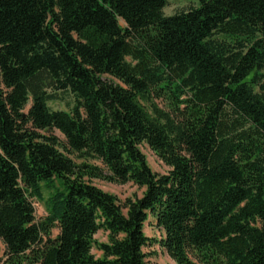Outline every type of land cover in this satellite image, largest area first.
I'll list each match as a JSON object with an SVG mask.
<instances>
[{
	"label": "trees",
	"instance_id": "1",
	"mask_svg": "<svg viewBox=\"0 0 264 264\" xmlns=\"http://www.w3.org/2000/svg\"><path fill=\"white\" fill-rule=\"evenodd\" d=\"M197 1L0 0L2 264H264V0Z\"/></svg>",
	"mask_w": 264,
	"mask_h": 264
},
{
	"label": "rangeland",
	"instance_id": "2",
	"mask_svg": "<svg viewBox=\"0 0 264 264\" xmlns=\"http://www.w3.org/2000/svg\"><path fill=\"white\" fill-rule=\"evenodd\" d=\"M198 6L197 0H167V6L163 10V14L166 17L173 16L177 13L187 11L191 8ZM119 24L123 27V23L120 21ZM157 106L166 110V105L162 101H155ZM73 105V99L69 95H61L60 100L51 101L48 103V107L53 111H64L68 112ZM54 134L63 139V137L58 133ZM142 154L145 156L146 162L152 172L163 175L168 172V168L153 154V152L145 145L140 147ZM92 184L96 186L101 191L113 195L119 202H123L127 198H140L143 193V189H139L137 186L128 183L125 185L112 184L101 180H93ZM46 197V194H44ZM33 207L35 209V218L36 221H42L46 217V211L42 202L32 200ZM154 220L150 218L148 223L144 227V233L150 241H157L161 237L160 231L153 227ZM58 234L57 229L52 230V237H55ZM95 241L105 242L106 235L103 232H99L94 236ZM2 249V246H1ZM144 252L147 254L146 264H175L167 255H165L158 245L155 243L152 246L144 249ZM93 253L98 256L99 253L94 249ZM3 257L0 260V264L3 262Z\"/></svg>",
	"mask_w": 264,
	"mask_h": 264
}]
</instances>
